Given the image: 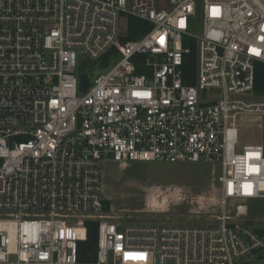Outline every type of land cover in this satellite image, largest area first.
<instances>
[{
	"label": "built area",
	"instance_id": "2783aa9c",
	"mask_svg": "<svg viewBox=\"0 0 264 264\" xmlns=\"http://www.w3.org/2000/svg\"><path fill=\"white\" fill-rule=\"evenodd\" d=\"M131 18L150 28L123 40ZM111 49L118 60L94 74ZM258 62L264 0H0V264H264L247 205L225 213L229 200L264 199V145L238 148L236 125L263 120ZM107 159L206 162L224 212L196 225L111 219ZM85 219L98 220L91 261L78 255Z\"/></svg>",
	"mask_w": 264,
	"mask_h": 264
},
{
	"label": "rangeland",
	"instance_id": "374dc122",
	"mask_svg": "<svg viewBox=\"0 0 264 264\" xmlns=\"http://www.w3.org/2000/svg\"><path fill=\"white\" fill-rule=\"evenodd\" d=\"M125 19L120 25L125 33ZM118 56H113L109 67ZM94 74L103 68L94 65ZM262 121L237 117L238 148L262 143ZM217 175L219 167H217ZM211 165L206 162L133 161L127 164L105 160L103 163V198L111 219L146 224H210L216 223L223 207L218 191L210 186ZM214 188V187H213ZM247 205L243 222L254 228L264 227V199L229 200L226 214L233 215L237 204Z\"/></svg>",
	"mask_w": 264,
	"mask_h": 264
},
{
	"label": "trees",
	"instance_id": "16d2710c",
	"mask_svg": "<svg viewBox=\"0 0 264 264\" xmlns=\"http://www.w3.org/2000/svg\"><path fill=\"white\" fill-rule=\"evenodd\" d=\"M149 25L139 19L131 18L129 19V27L127 34L122 36L123 40L135 39L142 36L149 29ZM186 44V43H185ZM190 52L184 55L182 72H183V82L185 84H193L194 76L196 73V46L194 43L190 45ZM116 51L111 49L105 55H103L95 65L106 68L110 64V60L115 56ZM139 57H142L139 55ZM137 73H141L138 69ZM91 84V78L88 73H82L78 76V92L82 94L87 91ZM254 94L262 96L264 94V63L258 62L255 65L254 71ZM262 142L264 145V117L262 120ZM103 210H109V204L107 199L103 198ZM84 226L86 227V238L79 242L78 255L79 259L82 261H91L95 258L96 242H97V226L98 220L96 219H85ZM259 233H264V229H256Z\"/></svg>",
	"mask_w": 264,
	"mask_h": 264
},
{
	"label": "water",
	"instance_id": "95a60500",
	"mask_svg": "<svg viewBox=\"0 0 264 264\" xmlns=\"http://www.w3.org/2000/svg\"><path fill=\"white\" fill-rule=\"evenodd\" d=\"M90 59L83 55L82 53L79 54V61H78V67H77V73L81 74L83 70L89 65Z\"/></svg>",
	"mask_w": 264,
	"mask_h": 264
},
{
	"label": "crops",
	"instance_id": "0c3cea01",
	"mask_svg": "<svg viewBox=\"0 0 264 264\" xmlns=\"http://www.w3.org/2000/svg\"><path fill=\"white\" fill-rule=\"evenodd\" d=\"M261 126H262V123H261Z\"/></svg>",
	"mask_w": 264,
	"mask_h": 264
}]
</instances>
